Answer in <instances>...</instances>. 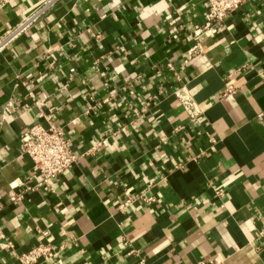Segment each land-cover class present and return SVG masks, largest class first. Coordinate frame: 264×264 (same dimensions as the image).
I'll list each match as a JSON object with an SVG mask.
<instances>
[{
	"label": "crops",
	"instance_id": "crops-1",
	"mask_svg": "<svg viewBox=\"0 0 264 264\" xmlns=\"http://www.w3.org/2000/svg\"><path fill=\"white\" fill-rule=\"evenodd\" d=\"M42 1L5 0L0 34ZM205 6L60 0L0 52V264H16L7 243L21 253L39 241L62 246L46 264H264V0L188 55ZM225 86L237 92L221 97ZM48 114L78 159L54 192L9 200L12 184L37 181L19 135ZM125 192L154 201L119 208Z\"/></svg>",
	"mask_w": 264,
	"mask_h": 264
},
{
	"label": "built area",
	"instance_id": "built-area-1",
	"mask_svg": "<svg viewBox=\"0 0 264 264\" xmlns=\"http://www.w3.org/2000/svg\"><path fill=\"white\" fill-rule=\"evenodd\" d=\"M60 0H43L37 6H35L30 12L24 15L20 20L5 28L0 34V52L10 46L15 39L28 31L40 18H42L47 12ZM206 6L203 13V21L194 31L195 44L188 49V55L194 54L196 50H199L198 37L211 30L217 32L221 30L222 23L225 17L230 15L233 11L238 9L246 0H205ZM5 0H0V6ZM98 36V35H97ZM169 69H172L170 63H167ZM28 83V84H27ZM30 87H33L34 80L30 79L28 82H24ZM237 92L234 86H225L221 90V97L232 95ZM175 98L183 108L187 118L192 119L200 113L199 108L193 97L186 90L184 85H179L173 90ZM87 111V110H86ZM262 113L258 114V117H262ZM46 121V125L39 121L32 123L25 131H23L18 138V149L21 154L27 155L32 163V169L37 177V181L33 184L24 185L21 191H15L14 184L8 193V199L12 201H21L23 198V192H29L33 190H42L45 192H54L53 183L58 177L67 172L73 164L77 161L78 155L74 152L71 144V140L66 136L64 130L58 127L51 119V115H43ZM213 142V140H211ZM104 140L96 141L95 144L87 151H92L97 145L103 143ZM203 152H199L193 158L200 157ZM152 181H149L147 186L151 187ZM214 190V194L221 198L224 194V190L215 185H211ZM133 201H140L142 203H151L154 201L153 195H147L145 192L138 194H132L125 192V199L119 205V208L126 206ZM3 234L0 231V238ZM124 244L127 242L124 241ZM6 247L9 249L11 256L16 261V264H46L54 263L60 258V245L53 242H41L29 248L28 250L18 253L14 250L12 244L7 243ZM129 252H135L134 249H130ZM213 264V260H200L198 264Z\"/></svg>",
	"mask_w": 264,
	"mask_h": 264
}]
</instances>
